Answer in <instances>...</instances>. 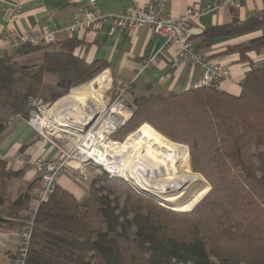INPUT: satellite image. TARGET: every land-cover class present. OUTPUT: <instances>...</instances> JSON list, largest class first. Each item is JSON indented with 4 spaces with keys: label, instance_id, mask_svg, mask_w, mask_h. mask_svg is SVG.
Here are the masks:
<instances>
[{
    "label": "trees",
    "instance_id": "16d2710c",
    "mask_svg": "<svg viewBox=\"0 0 264 264\" xmlns=\"http://www.w3.org/2000/svg\"><path fill=\"white\" fill-rule=\"evenodd\" d=\"M257 30L261 37L228 49L245 60L264 52V13L208 28L201 38L210 46ZM52 45H24L19 59L0 57V140L14 119L29 118L32 99L51 106L107 67L76 57V41ZM36 52L40 62L20 59ZM240 87L239 95L214 86L134 95L131 117L112 136L124 142L149 125L187 146L193 172L211 186L193 210L168 209L107 173L91 181L82 202L57 187L30 216H20L26 224H16L19 232L32 228L25 264H264V65L251 64ZM20 172L0 160V207Z\"/></svg>",
    "mask_w": 264,
    "mask_h": 264
},
{
    "label": "crops",
    "instance_id": "0c3cea01",
    "mask_svg": "<svg viewBox=\"0 0 264 264\" xmlns=\"http://www.w3.org/2000/svg\"><path fill=\"white\" fill-rule=\"evenodd\" d=\"M151 1L97 0V3L105 14L123 15ZM217 1L219 0H169L167 15L178 17L192 5L208 8ZM88 12L89 6L85 0H0V57L11 56L19 59V49L15 47L12 33L26 35L39 29H48L56 37L53 47H59L58 45L66 40L76 41L77 46L74 50L76 57L87 64L106 63L107 67L100 75H106L109 83L99 93L95 89L102 110H106L113 99L114 101L118 99H115V96L123 89L129 90L132 99L134 95H144L148 92L164 95L181 94L199 86L201 70L180 59L179 48L166 49L164 39L148 26L133 32L120 28L114 36L109 35L108 26L70 32L68 29L75 21L86 18ZM262 13H264V0H240L237 7L223 8L191 22L190 37L197 52L205 59L227 67L231 71V78L221 82L218 89L231 95H239L240 82L251 64L264 65V52L249 53L245 60L241 59L239 53L228 52L230 48L261 37L263 32L257 30L240 36L219 37L214 39L210 46L202 43L201 35L208 28L232 23L234 18L245 21L251 16ZM154 56H157L156 64L144 69L143 61ZM20 59L40 62L42 53L36 52ZM53 79L51 76L47 77L49 81ZM128 102L129 106L131 100L128 99ZM130 113L131 117L132 112ZM35 156L57 158L59 154L51 143L40 137L27 120L14 119L7 133L0 140V160L7 162L8 169L21 172L17 178L8 183L7 203L0 207V218L6 222L0 223V264H13V259L17 255L19 233L16 224L25 223L26 220H20V216L26 217L36 209L31 208V204H36L35 198L41 187L39 173L35 167L31 165L22 167L16 158L25 160ZM59 187L74 194L79 201L87 196V192L85 193L83 188H79L67 176L59 179ZM80 193L82 198H79Z\"/></svg>",
    "mask_w": 264,
    "mask_h": 264
},
{
    "label": "built area",
    "instance_id": "2783aa9c",
    "mask_svg": "<svg viewBox=\"0 0 264 264\" xmlns=\"http://www.w3.org/2000/svg\"><path fill=\"white\" fill-rule=\"evenodd\" d=\"M85 1H87L89 6L88 15L83 20L77 19L73 26L68 29L70 32L76 30H94L102 28L103 26H108L109 35L114 36L120 28L133 32L139 28L148 26L154 33L164 39V47L166 49L173 47L179 48V58L191 63L201 70V82L198 87L214 86L219 88L221 82L231 78V71L229 68L221 66L214 61L207 60L197 52L194 42L190 37V24L201 16L212 14L223 8L237 7L240 0H219L212 7L208 8L192 5L184 14L178 17L167 15L169 0H152L145 6L135 7L123 15L105 14L98 7L97 0ZM11 37L15 40V47L18 49L24 45L39 47L54 44L56 42L55 34L48 29H39L26 35L12 33ZM156 62L157 56L144 60L143 68H150L155 65ZM119 99L120 97L114 101V106L121 105ZM55 104L50 106L42 99H32L31 105L33 110L27 122L37 130L41 138L51 143L53 147L58 150L59 156L57 158L35 156L34 158L25 160L20 157L16 158L22 167L31 165L35 167L39 173L41 187L36 195L37 207L40 203L46 202L55 192L61 177L68 176L72 172H76L86 166H94L100 170H104L111 178L127 180L128 178L123 175L109 172L105 164L102 163L103 158L108 157V152L106 151L121 144V142L114 140L112 136L123 126L120 125L121 127L118 126L110 131L106 137L95 134L97 130L88 131L85 135L77 136L74 132L70 131L74 129L60 126L57 116L52 113L47 114ZM121 106L129 110L125 106ZM113 107L106 115L112 112ZM99 119V116H97L94 123H97ZM76 132L78 134V131ZM62 134H65L62 139L66 140L72 139L71 137H77L74 147L65 150V148L55 143L54 139L60 138ZM104 143L107 144L103 147ZM31 237V225L18 233L17 257L14 264H25Z\"/></svg>",
    "mask_w": 264,
    "mask_h": 264
},
{
    "label": "bare ground",
    "instance_id": "6f19581e",
    "mask_svg": "<svg viewBox=\"0 0 264 264\" xmlns=\"http://www.w3.org/2000/svg\"><path fill=\"white\" fill-rule=\"evenodd\" d=\"M107 83L106 75L98 76L86 86L72 90L68 97L54 105L49 114L58 112L64 126L77 128L81 134L84 133L91 121L99 115L101 101L95 93L94 85L104 88ZM130 114L121 105L114 106L95 134L106 137L110 131L128 120ZM106 152L108 157L101 158L109 172L129 178L142 192L181 211L191 209L209 190L200 176L188 172L190 157L187 149L170 142L149 125L143 126L126 142Z\"/></svg>",
    "mask_w": 264,
    "mask_h": 264
},
{
    "label": "rangeland",
    "instance_id": "374dc122",
    "mask_svg": "<svg viewBox=\"0 0 264 264\" xmlns=\"http://www.w3.org/2000/svg\"><path fill=\"white\" fill-rule=\"evenodd\" d=\"M100 75V74H99ZM89 83V82H88ZM88 83H86V84H84L83 86H86ZM98 84H95L94 85V89H96L97 91H98V93H99V91L100 90H104L107 86H105L104 88H100V86L98 85ZM107 85H108V83H107ZM80 87H82V86H80ZM77 88H79V87H77ZM76 89V88H75ZM125 91H126V93H125ZM71 93V92H70ZM120 97V99H119V102H120V104L121 105H123V106H125L126 108H128L129 106H128V99L129 100H132L131 99V95H130V92H129V90H125V89H123V90H121V91H119L118 93H117V95L115 96V99L116 98H119ZM62 100V99H61ZM114 106V99L112 100V102H111V104H110V106L106 109V111L103 109H101V105L99 106V111H98V116H99V120L97 121V123H94V121H95V119L94 120H92L91 121V123L89 124V126H88V128L87 129H85V131H84V133H80V131L81 130H78L77 128H74V127H70V128H72V129H74V130H70V131H72V132H74L77 136H81V135H85V133H87L88 131H94V130H97L98 131V128H100L99 126L100 125H102L103 123H104V119H105V117L107 116L106 114L110 111V109L112 108ZM56 113V112H55ZM53 114V115H55V116H57L58 117V119H59V122H60V126H64L61 122H63V121H61V117H60V114H58V112L56 113V114ZM48 114H49V112H48ZM81 114V113H80ZM130 117V116H129ZM129 119V118H128ZM144 126H148V125H144ZM67 127V126H66ZM85 127V126H84ZM84 127H83V129H84ZM150 127V126H149ZM142 128V127H141ZM140 128V129H141ZM152 128V127H151ZM82 129V130H83ZM153 129V128H152ZM64 130V129H63ZM76 131H78V134H77V132ZM156 131V130H155ZM137 132V131H136ZM135 132V133H136ZM157 132V131H156ZM74 134V135H75ZM160 134V133H159ZM75 135V136H76ZM133 135V134H132ZM65 136V134H62L61 135V137L60 138H58V139H54V141H55V143L56 144H58L59 146H61L62 148H65V150L66 149H68V148H71V147H74V144H75V142H76V140H77V137H71L72 139H70V140H66V139H62V137H64ZM163 136V135H162ZM130 137V136H129ZM128 137V138H129ZM164 137V136H163ZM128 138H126V140L128 139ZM164 138H166V137H164ZM167 139V138H166ZM126 140L124 141V142H126ZM167 140H169V139H167ZM170 141V140H169ZM121 142V141H120ZM124 142H121V144L122 143H124ZM170 142H172V141H170ZM172 143H174V142H172ZM174 144H177V143H174ZM177 145H179V146H183V147H185L186 149H187V152H188V155H189V157H190V154H189V149H188V147L187 146H185V145H180V144H177ZM77 172V173H76ZM76 172H72L70 175H68L67 177H69L70 179H72L73 181H74V184H76L79 188H83V190H85V193L87 192L88 193V189H89V186H90V184H91V181L93 180V179H95L96 177H101V176H103L105 173H106V171H104V170H100L99 168H97V167H94V166H86V167H83L82 169H80V170H78V171H76ZM188 172H190V174H193V175H197V176H200L202 179H203V182H206V184L209 186V190L207 191V193L203 196V198L210 192V190H211V186L208 184V182L203 178V176L202 175H200V174H197V173H195V172H193V170H192V167H191V165H190V158H189V161H188ZM193 172V173H192ZM125 181H127V182H129L130 183V185L132 186V187H134V188H136L140 193H142V194H144V195H146V196H148V197H150V198H153V199H155L159 204H161L162 206H164V207H166V208H168V209H171V210H173V211H175V212H189V211H191V210H193L200 202H201V200L203 199V198H201V200L195 205V206H193L191 209H189V210H180V209H177V207H174L173 205H171V204H167V203H165V202H162L161 200H159L158 198H156V197H153V196H150V195H148V194H146V193H144V192H142L141 190H139L137 187H136V185L134 184V182L132 181V180H130L129 178L127 179V180H125ZM202 186V185H201ZM58 187H59V185H58ZM62 188V187H61ZM64 189V188H63ZM79 198H82L81 197V193H80V197ZM36 199V198H35ZM82 201H84V200H81V202ZM37 201H36V204H31V208H37ZM177 206V205H176ZM28 216H30V215H28ZM25 224H26V222H25Z\"/></svg>",
    "mask_w": 264,
    "mask_h": 264
},
{
    "label": "water",
    "instance_id": "95a60500",
    "mask_svg": "<svg viewBox=\"0 0 264 264\" xmlns=\"http://www.w3.org/2000/svg\"><path fill=\"white\" fill-rule=\"evenodd\" d=\"M97 118V116L95 117V119ZM129 120V119H128ZM128 120H126V121H128ZM126 121L124 122V123H122V125L121 126H124L125 125V123H126ZM120 126V127H121ZM145 193V192H144ZM146 194H148V193H146ZM148 195H150V194H148ZM150 196H153V195H150ZM154 197V196H153Z\"/></svg>",
    "mask_w": 264,
    "mask_h": 264
}]
</instances>
